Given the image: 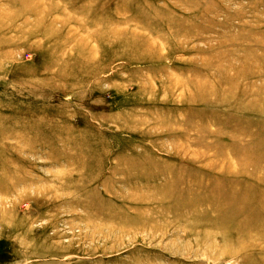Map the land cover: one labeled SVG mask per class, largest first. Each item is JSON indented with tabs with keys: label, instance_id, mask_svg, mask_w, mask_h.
Listing matches in <instances>:
<instances>
[{
	"label": "rangeland",
	"instance_id": "374dc122",
	"mask_svg": "<svg viewBox=\"0 0 264 264\" xmlns=\"http://www.w3.org/2000/svg\"><path fill=\"white\" fill-rule=\"evenodd\" d=\"M0 264H264V0H0Z\"/></svg>",
	"mask_w": 264,
	"mask_h": 264
}]
</instances>
